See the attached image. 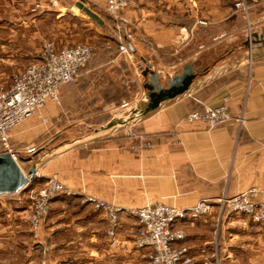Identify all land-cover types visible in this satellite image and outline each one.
<instances>
[{
	"label": "crops",
	"instance_id": "obj_1",
	"mask_svg": "<svg viewBox=\"0 0 264 264\" xmlns=\"http://www.w3.org/2000/svg\"><path fill=\"white\" fill-rule=\"evenodd\" d=\"M235 2L131 0L124 15L131 23L127 28L133 34L132 54L151 61L161 79L189 60L208 69L207 75L189 93L139 121L149 147L120 134L104 135L59 148L44 163V173H60L78 195L94 194L133 208L153 202L183 207L198 199L234 196L250 185L264 186V54L247 63L238 44L230 46L245 27ZM246 3L251 24L261 27L264 0ZM140 37L148 38L154 48ZM144 66L132 68L140 86L143 77L138 72ZM71 89L62 91L63 100ZM47 103L35 128L29 123L14 129L15 141H26L44 129L38 124L41 119H59V108ZM226 103L232 119L211 129L185 120L187 113ZM76 105L74 99L69 109ZM36 181L16 192L0 193V264H54L63 259L72 264H148L147 249L128 245L138 233V220L122 213L121 245L112 247L105 211L81 202L80 196L60 192L50 214L38 228L32 227L28 215ZM241 219L230 210L221 214L214 209L174 226L186 229L183 244L191 264H264V233Z\"/></svg>",
	"mask_w": 264,
	"mask_h": 264
},
{
	"label": "rangeland",
	"instance_id": "obj_2",
	"mask_svg": "<svg viewBox=\"0 0 264 264\" xmlns=\"http://www.w3.org/2000/svg\"><path fill=\"white\" fill-rule=\"evenodd\" d=\"M104 1L105 0H0L1 87L6 89L10 88L17 74L23 72L27 66L39 61V56L47 43H55L57 48L86 43L93 48V56L81 70L82 72L78 77L70 83L62 86L59 95V102L54 103L52 101H47L59 108V119H53V121L48 118H46V120L41 119L38 124L43 123L44 129H37L29 138H27L26 141H15V136L12 132V136L9 140V149L17 151V162L25 172L28 171L34 161H37L42 157L43 152L54 148L58 143L85 136L91 130L96 129L113 119L128 116L135 105L144 96L142 86L139 85L138 80L133 76L134 71L132 68L134 65L146 66L149 61L142 60L137 55L135 56L132 54L129 43H131V40L133 39V34L129 33L127 28L131 23L129 21L124 23L126 28L120 25L115 28V24L112 22V18L114 19V17H112L107 11L105 3H103ZM76 2H82L88 8L96 12L103 20V24L98 25L85 12L76 6ZM125 9L122 11L124 17ZM242 13L245 27L239 29V32H237L239 37L236 40V43L233 42L230 44L232 47H234L233 44H238L239 46V44L255 30L264 28V24H262L261 27L253 25V23L251 24L250 17L249 20H247L244 16L243 10ZM1 19H4V21H1ZM139 39L146 46L154 48L148 38L140 37ZM122 43L127 45L128 51L126 53L120 51ZM239 51L243 52L242 57L247 59V63L254 61L253 59L255 57H249L250 51L248 49L241 47ZM144 67L139 69L140 72L138 73H140L141 76ZM68 87L69 89H73L66 90L67 94L63 100L62 91ZM74 99H76L78 105L69 109ZM47 102L37 114L28 118L16 128L26 126L29 123L35 128L36 125L34 123L37 122L36 118L41 110L47 106ZM139 121L140 120H135L134 122H129L127 124H119L114 128L105 129L101 133L89 136L88 138L73 140V142L58 146V148L56 147L52 152L47 153V155L44 156L43 161L39 164V176L34 178L38 181H36V183L34 182V185H32L30 210L38 197L37 195L46 188L50 181L48 178H57L68 189L76 192L75 195H68L65 194L67 193V190H61L55 194L56 196L60 192L68 196H80V200L83 203H86L84 202L85 195H92L98 199H102L94 194L83 193L82 196L78 195L79 191L69 187L64 180L61 179L60 173L51 172L46 175L44 173V163L63 146L69 147L70 145L73 146V144H84L92 138L95 139L109 134L123 135L130 141H136L139 146H142L143 142H147L148 146L143 147H149L150 144L147 140V136L140 131L138 127ZM125 125L129 126L126 127ZM134 130L138 132L140 138L136 136L134 137L130 134V132H133ZM141 136H143V138H141ZM31 148L34 149L30 151ZM39 150H42V152L36 154ZM4 151V143L0 140V153H3ZM30 157H32V159H28ZM252 187L258 189L264 188V186L261 185H250L245 187L244 190L240 191L238 194L240 195L245 190ZM238 194L234 196H223L232 198ZM109 202L117 205L111 201ZM215 209L221 211L219 205H217ZM30 210L29 214L31 212ZM225 212L226 210L221 211V214ZM49 214L50 213L47 215ZM47 215H45V217ZM239 216L242 218L241 220L246 223L251 222L257 224L258 234H261L262 232L264 233V220H253L249 214H239ZM45 217L42 218L39 225ZM137 235L138 233L128 242V245L131 248H134V241L136 240ZM117 239L119 242L117 246H119L121 245V242L118 235Z\"/></svg>",
	"mask_w": 264,
	"mask_h": 264
},
{
	"label": "built area",
	"instance_id": "obj_3",
	"mask_svg": "<svg viewBox=\"0 0 264 264\" xmlns=\"http://www.w3.org/2000/svg\"><path fill=\"white\" fill-rule=\"evenodd\" d=\"M130 2L131 0H105V6L114 19L127 23L128 20L122 15V11ZM234 5L237 9H242L245 18L249 20V5L246 0H237ZM120 51L126 53L127 45L122 43ZM92 54L93 48L86 43L62 48H57L55 43H47L39 56L40 60L17 74L10 88L0 86V140L4 143L5 152L10 153L16 161L17 151L9 149V140L14 128L37 114L47 101L58 103L62 86L78 77L93 56ZM230 119L232 114L228 110L227 103L217 107H206L203 111L190 112L185 117L189 123L201 122L210 129ZM130 134L139 137L135 130ZM142 146H148V143L143 142ZM33 149L31 148L30 151ZM37 176H39L38 170L31 180ZM48 179L50 181L46 188L37 195L30 210L28 220L34 228H37L42 218L50 213L51 203L56 193L61 190H67L65 194L68 195L76 193L57 178ZM84 202L105 211L108 224L106 235L114 247L119 243L117 235L122 213H128L138 219L140 227L134 241V248L148 250V264H191L192 257L188 252L189 249L183 244L187 232L174 225L176 221L185 218L198 219L200 216L211 214L217 205L220 206L221 211L230 210L238 214H249L256 221L264 220V188L256 187L232 198L221 196L214 201L203 198L193 205L183 207L152 203L133 209L114 205L92 195H85ZM54 264H72V262L69 259H63ZM204 264L209 263L204 262Z\"/></svg>",
	"mask_w": 264,
	"mask_h": 264
},
{
	"label": "water",
	"instance_id": "obj_4",
	"mask_svg": "<svg viewBox=\"0 0 264 264\" xmlns=\"http://www.w3.org/2000/svg\"><path fill=\"white\" fill-rule=\"evenodd\" d=\"M76 6L98 25L103 24L101 17L82 2H76ZM241 47L250 51V58L264 54V28L250 33L236 49L239 50ZM207 73L208 69L201 70L193 60H189L180 65L178 71L176 70L172 74L167 75L162 81L158 70L154 69L152 63L148 62L142 70L143 81L141 85L144 96L128 116L113 119L91 130L85 136L58 143L54 148L43 152L42 157L34 161L27 172L23 171L10 153H0V193H13L25 188L31 182L44 156L55 150L56 147L58 148V146L73 142V140L88 138L89 136L101 133L105 129L114 128L119 124H127L135 120L144 119L149 114L160 109L164 104L177 100L179 97L189 93L198 85L199 78L206 76ZM41 152L42 150H39L36 154ZM28 159H32V157Z\"/></svg>",
	"mask_w": 264,
	"mask_h": 264
},
{
	"label": "trees",
	"instance_id": "obj_5",
	"mask_svg": "<svg viewBox=\"0 0 264 264\" xmlns=\"http://www.w3.org/2000/svg\"><path fill=\"white\" fill-rule=\"evenodd\" d=\"M112 22H113V24H115V28H117L119 25L125 27L124 22H122L120 20H117V19H113L112 18Z\"/></svg>",
	"mask_w": 264,
	"mask_h": 264
}]
</instances>
